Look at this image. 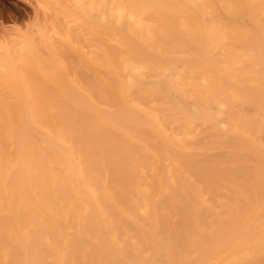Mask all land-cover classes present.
Returning <instances> with one entry per match:
<instances>
[{
  "label": "bare ground",
  "instance_id": "6f19581e",
  "mask_svg": "<svg viewBox=\"0 0 264 264\" xmlns=\"http://www.w3.org/2000/svg\"><path fill=\"white\" fill-rule=\"evenodd\" d=\"M106 3L0 105V264H264V0Z\"/></svg>",
  "mask_w": 264,
  "mask_h": 264
},
{
  "label": "rangeland",
  "instance_id": "374dc122",
  "mask_svg": "<svg viewBox=\"0 0 264 264\" xmlns=\"http://www.w3.org/2000/svg\"><path fill=\"white\" fill-rule=\"evenodd\" d=\"M25 1L0 0V17L3 15L5 25L23 29L22 33L9 31L10 35L0 30V105H17L31 99L27 94L31 91V77L54 75V70L60 77L63 60L66 62L61 49L67 51V58L78 61L81 54L85 56L90 51L94 29L107 23L106 0H32L40 2L38 18H34L31 7L30 17L21 20L17 8H25ZM65 70L67 75L68 69Z\"/></svg>",
  "mask_w": 264,
  "mask_h": 264
}]
</instances>
